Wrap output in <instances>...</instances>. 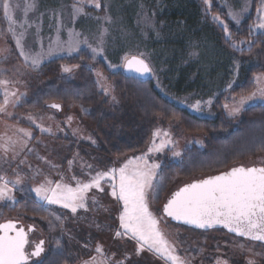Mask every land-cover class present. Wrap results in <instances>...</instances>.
Returning a JSON list of instances; mask_svg holds the SVG:
<instances>
[{
	"label": "rangeland",
	"instance_id": "374dc122",
	"mask_svg": "<svg viewBox=\"0 0 264 264\" xmlns=\"http://www.w3.org/2000/svg\"><path fill=\"white\" fill-rule=\"evenodd\" d=\"M10 2L13 19L17 22L16 30L19 33L22 30L19 24L25 19L23 10L26 0H10ZM27 2H33L36 6L27 14L22 45L30 56L42 53L43 58L36 68H33L30 62L25 66L11 38L3 35L8 25L3 18V0H0V50L11 49L5 54L7 59L0 56V79L9 81L8 90L14 91L20 97L15 107L11 102L7 106V112L11 115L0 114V138H2L0 144L9 137L19 140L21 134L16 132L17 128L25 129L32 134V139L27 141V147L17 143L14 148L9 147L7 153L0 150V176L8 182L16 203L27 196L35 199L31 189L44 183L45 178L53 181V184L61 182L75 187L77 180L86 183L97 172L119 168L129 158L147 153L152 143V135L143 152L107 161L103 145L107 144L108 139H118L120 131L123 130L120 128L114 130L113 125L118 120L117 116L107 117L106 112L101 108L103 102L112 105L113 92L108 77L99 68V61L105 62L110 74H118L124 73L125 56L144 59L152 68L149 77L154 81L156 89L167 100L175 103V99L165 96L161 84L163 79L172 83L173 58L176 54L179 57V52L175 54L172 52V40L177 41L181 35L185 36L192 29L186 19L173 20L178 16L176 9H160L155 6V0H100V9L84 4V13L77 15L75 20H73V5L77 4L78 0H27ZM210 3L211 8L208 9L201 0V12L223 29L224 25L213 21V16L218 14L213 13L214 4L211 1ZM242 3L243 0L218 1V6L225 11V19L222 20L226 25L230 22L238 29L247 21L251 7L239 24L229 19L227 15L229 7H226V4L233 10L239 11ZM69 30L80 33V40L87 39L92 47L101 46L104 56L92 60L90 49L83 44L78 53L69 54L66 45L63 50L56 49L53 41L59 37L61 41L66 42L69 39ZM193 32L196 33L195 30ZM257 33L260 34L259 32L255 34ZM101 40H103L102 45ZM50 45L54 50L49 55ZM240 45L242 44L238 46ZM141 53L144 55L141 56ZM73 58L77 60L57 67L47 69L43 67L53 60ZM109 59L117 62H109ZM109 63L113 65L112 68L108 67ZM183 64L182 68L186 65L185 62ZM64 68L70 71L65 72ZM97 72H100L104 78L103 83L108 88L107 95L97 84V80L100 79ZM161 74L164 76L163 79ZM258 76H264V73L254 76V91L257 87L255 78ZM91 80L97 85V92L93 95L92 90L88 89ZM69 83L77 86L86 85L89 92L79 101H74L69 92L70 88L68 89ZM3 99V89L0 88L1 103ZM11 99L15 100V97ZM178 102L183 109L194 116L208 115L211 105L207 101ZM197 102H199V111H195L192 107ZM50 104H59L60 111L46 108ZM229 105L231 106V102ZM252 106H264V102L258 99L250 102L235 116H230L225 109L224 113L235 126L242 112ZM29 115L35 119V124L27 118ZM37 124L40 127H37ZM41 128L45 131H41ZM156 129L169 132L173 141L162 152L150 154L148 157L149 163H158L161 168L164 165L178 163L187 151L194 147L200 148L205 143L206 137L203 134L185 133L176 121L158 120L153 131ZM160 139L161 137H157V144L160 143ZM174 152H179L180 156H174ZM69 161H72L71 165ZM240 166L264 167V158L257 157ZM161 168L157 170V182L161 181ZM18 176L20 183L15 184ZM180 185L179 180L171 183L169 190L166 189L167 194ZM102 187L103 192L91 189L87 193L88 210L79 209L75 215L57 205H44L50 209L51 216L46 212L37 211L36 217L42 225L29 223L27 218L22 216H12L10 211L16 203L14 205L0 203V223L12 220L17 223V227L32 226L35 231L30 237L28 236L29 244L26 246V251L31 252L34 246L43 240L44 252L63 250L68 253L70 264H85L86 261L91 262L93 257H96L97 261L106 260L107 264H166L164 259L147 250L137 255L134 240L115 237L116 231L120 230L118 216L122 205L109 195L111 189L108 183H102ZM153 191L150 189L148 192L149 210L155 216L161 217V205L166 200L162 197V192H159L158 198L153 202ZM93 197L97 201L96 204H93ZM55 216L61 218L63 228L59 224H56L54 229L50 227L48 220ZM161 229L169 243L175 247L176 255L184 260L185 264H218V261L221 264H230L231 261L248 264L250 260L253 264H264V246L246 241H234L221 233L201 236L194 231L175 228L167 223L165 225L164 222L161 223ZM97 246L102 249V255L96 252ZM39 262L40 258L29 260V264Z\"/></svg>",
	"mask_w": 264,
	"mask_h": 264
},
{
	"label": "trees",
	"instance_id": "16d2710c",
	"mask_svg": "<svg viewBox=\"0 0 264 264\" xmlns=\"http://www.w3.org/2000/svg\"><path fill=\"white\" fill-rule=\"evenodd\" d=\"M210 1L214 4L213 13L220 14L221 19H225V11L218 6L219 0ZM259 2L260 0L252 1L251 13L238 29L227 22L231 39L226 40L222 27L215 25L201 12V0H155V6L160 9H176L178 16L173 20L186 19L188 26L192 28L185 36L181 35L180 39L171 42L172 52H179V57L176 54L173 58L172 83L164 80L163 74L160 75L163 79L161 87L166 95L161 90L160 92L176 102L167 100L159 93L149 74L140 76L125 70L124 73L110 74L105 62L99 61V68L108 77L113 92L112 105L103 102L101 108L107 117L117 116L114 130H123L120 131L118 139H108L107 144L103 145L107 161L143 152L158 120L176 121L188 134H203L206 138L202 147L190 149L178 163L162 166L160 179L163 181V189L160 192L167 200L188 183L227 172L257 157L264 158V106H252L244 110L235 126L224 113V104L232 102L233 97L239 99L241 95L254 91V76L264 73V34L253 33L249 36V30L256 20ZM232 43L236 45L235 48ZM239 44L242 45L238 46ZM75 60L77 59L53 60L43 67H57ZM109 62L117 60L109 59ZM184 62L186 65L182 68ZM230 83L231 88L228 87ZM86 87L68 84L74 101H79L84 94L87 95L88 89L92 90V95L97 92V85L93 80L88 84V89ZM183 100H211L212 103L208 115L194 116L179 105L178 101ZM176 180L181 181V185L167 194L171 183ZM34 201L33 197L27 196L17 202L10 213L15 217L27 218L29 223L42 225L36 217L38 214L34 211ZM165 221L170 226L192 232L174 226L166 219ZM28 227L32 226L24 227L26 231ZM34 231L33 228L28 233L29 237ZM194 233L201 236L221 233L234 241H244L223 231ZM39 258L38 264L71 262L68 253L63 250L42 252L40 257L33 259ZM230 264L243 263L231 261Z\"/></svg>",
	"mask_w": 264,
	"mask_h": 264
},
{
	"label": "snow or ice",
	"instance_id": "6c2138e0",
	"mask_svg": "<svg viewBox=\"0 0 264 264\" xmlns=\"http://www.w3.org/2000/svg\"><path fill=\"white\" fill-rule=\"evenodd\" d=\"M203 2L208 6V9L211 8L210 0H203ZM84 4H90L97 9L101 8L100 0H78V3L73 5V20L77 15L84 13ZM35 6V3L26 0L23 10L25 19L19 24L22 30L18 33L16 30L17 22L13 19L10 0H3L2 5L3 18L8 25L3 35L11 38L16 50L19 52V56L24 61V65L28 66L30 62L33 68L39 66L43 55L37 53L35 56H30L24 50L22 39L25 36L24 26L27 24V14L34 10ZM225 6L229 7L227 13L229 19L239 24L251 7V0H243L239 11L233 10L227 4ZM256 14V21L249 30V36L256 32L264 34V0H260L256 8ZM213 21L224 25L225 39L230 40V30L224 20L216 15L213 16ZM106 31L105 29L104 32ZM103 34L101 35L103 36ZM102 43L103 40L100 41L101 45ZM82 44L87 45L90 49L92 60L104 56V50L101 46L92 47L88 44L87 39L81 41L80 33L72 30H69V39L66 42L61 41L59 37L53 41L56 49L63 50L66 45L69 54L78 53ZM232 47L235 48L236 45L233 44ZM53 50V46L50 45L48 54L50 55ZM248 50H251V41H249ZM10 51L11 49L4 48L0 50V56L7 59L5 54ZM143 55L141 53V56ZM108 67L112 68L113 65L109 63ZM123 68L125 71L135 72L140 76L152 73L150 65L144 59L136 56L131 58L125 56L123 58ZM63 70L65 72L70 71L68 68ZM96 74L100 77L97 84L107 95L108 88L103 83L102 74L100 72ZM255 80L257 85L255 91L249 92L247 95H241L239 99L233 97L231 106L229 103L224 104V109L230 116L237 115L245 105L257 99L264 102V76H258ZM8 83L9 81L0 79V88L3 89L4 97L3 102L0 103V114L5 115H11L7 112L9 103L11 102L12 106L15 107L20 99L14 91L8 90ZM231 86L230 83L228 87L231 88ZM12 97H15V100H12ZM207 103L211 104L212 101L209 100ZM49 107L60 109L59 104H51ZM192 107L195 111H199V102ZM27 118L35 124V119L31 115ZM69 120H71V117H69ZM36 126L40 127L38 124ZM41 131H45V129L41 128ZM16 132L21 134V138L13 140L9 137L4 140L3 144H0V150L7 153L9 147L14 148L17 143L22 147H27V141L32 139L31 132L22 128H17ZM157 137H161L159 144L156 143ZM172 143L169 132L156 129L152 133V143L147 153L129 158L119 168L97 172L86 183L77 180L76 186L72 187L61 182L53 184V181L45 178L44 183L31 189L35 194L34 203H36V208L34 211H43L51 216L50 209L44 207V205H57L62 209H67L73 215L79 209L87 211V193L91 189L103 192L102 183H108L111 189L109 195L122 205V210L118 216L120 230L116 231L115 237H127L129 240H134L137 255L147 250L164 259L166 264H185L184 260L176 255L175 247L169 243L161 229L162 222L166 225L165 218L192 225L199 229L213 228L219 225L226 229L228 233H234L237 237H243L248 241H259L264 245V167H234L220 175L187 184L174 192L167 200L163 206V216L157 217L149 210L148 192L150 189L154 190L152 195L154 202L163 189V181H156L157 170L161 168V165L155 162L149 163L148 157L150 154L162 152L164 148ZM28 150L31 151V149ZM173 155L180 156V153L174 152ZM71 163L72 161H69L70 165ZM89 167L91 166L89 165ZM62 179L63 177H61ZM73 179L76 178L73 177ZM14 183H20L19 176ZM11 192L12 189L9 188L8 182L3 176H0V203L14 205L16 200ZM92 200L93 204L97 203L95 197ZM48 223L53 229L56 224L63 228V221L59 216L52 217L48 220ZM32 231V227H28L27 231L24 227H17V224L12 220L0 223V264H29L30 259L41 256V253L44 252L43 240L36 244L31 252L26 251V246L29 244L28 233ZM96 252L102 255L100 246H97ZM85 264H107V261H97V258L93 257L91 262L86 261ZM218 264H221V262L218 261ZM248 264H253V261L250 260Z\"/></svg>",
	"mask_w": 264,
	"mask_h": 264
},
{
	"label": "water",
	"instance_id": "95a60500",
	"mask_svg": "<svg viewBox=\"0 0 264 264\" xmlns=\"http://www.w3.org/2000/svg\"><path fill=\"white\" fill-rule=\"evenodd\" d=\"M129 72H131V71H129ZM131 73H133V74H136L135 72H131ZM137 75V74H136ZM51 105V104H50ZM46 108H48V109H51V110H55V111H60V109L59 110H57V109H54V108H50L49 107V105L48 106H46ZM238 167H240V166H238ZM230 171V170H229ZM228 172V171H227ZM225 173V172H224ZM220 174H222V173H220ZM220 174H218V175H220ZM214 176H216V175H214ZM211 177V176H210ZM208 178V177H207ZM207 178H204V179H207ZM203 180V179H202ZM198 181H200V180H198ZM193 182H196V181H193ZM193 182H191V183H193ZM191 183H188V184H191ZM187 185V184H186ZM185 186V185H184ZM183 187V186H182ZM180 189V188H179ZM178 189V190H179ZM177 190V191H178ZM176 192V191H175ZM172 196V195H171ZM170 196V197H171ZM169 197V198H170ZM168 198V199H169ZM167 199V200H168ZM167 200H166V202H167ZM165 202V203H166ZM164 206V205H163ZM163 206H162V208H161V214H162V216H163ZM167 221H169L172 225H174V226H179V227H182V228H186V229H189V230H192V231H195V232H200V233H208V232H212V231H223L224 233H226L227 235H229V236H232V237H235V238H237V239H241V240H244V241H247V242H250V243H254V244H258V245H261V246H264V245H262V243L261 242H259V241H257V242H253V241H248V240H246L245 238H243V237H237L234 233H228L227 232V230L226 229H224L223 227H221V226H215V227H213V228H206V229H199V228H196V227H194V226H192V225H186V224H183V223H180V222H177V221H173V220H171L170 218H165Z\"/></svg>",
	"mask_w": 264,
	"mask_h": 264
},
{
	"label": "flooded vegetation",
	"instance_id": "af4514ba",
	"mask_svg": "<svg viewBox=\"0 0 264 264\" xmlns=\"http://www.w3.org/2000/svg\"><path fill=\"white\" fill-rule=\"evenodd\" d=\"M4 223V222H3ZM29 236V235H28Z\"/></svg>",
	"mask_w": 264,
	"mask_h": 264
}]
</instances>
